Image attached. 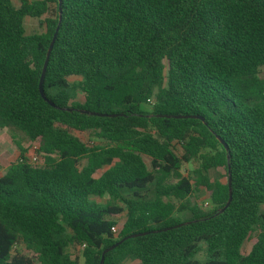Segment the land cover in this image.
Returning a JSON list of instances; mask_svg holds the SVG:
<instances>
[{
  "label": "trees",
  "instance_id": "16d2710c",
  "mask_svg": "<svg viewBox=\"0 0 264 264\" xmlns=\"http://www.w3.org/2000/svg\"><path fill=\"white\" fill-rule=\"evenodd\" d=\"M16 1L0 0V129L20 155L0 175V264H99L153 231L103 264H264V0H60L54 107L38 83L58 0Z\"/></svg>",
  "mask_w": 264,
  "mask_h": 264
},
{
  "label": "rangeland",
  "instance_id": "374dc122",
  "mask_svg": "<svg viewBox=\"0 0 264 264\" xmlns=\"http://www.w3.org/2000/svg\"><path fill=\"white\" fill-rule=\"evenodd\" d=\"M13 4L17 7L18 3L16 0H13ZM48 17V15H45L41 17L40 19H32V18H26L24 20V29L27 35L31 34H41L44 32L45 27L43 25V20ZM260 77L264 79V69L261 70ZM79 97V96H78ZM73 135L78 137L80 141H82L87 146H94V145H105V143L99 139H97L93 133L91 132H85V133H78L73 132ZM27 148V153L25 154V158L28 159L35 153V146L34 145H25ZM37 155V154H36ZM20 157L19 152L17 148L12 143L10 137L5 132V130L0 129V175L3 174L6 169L9 167V165L16 160H18ZM145 163L147 166H149V159L144 158ZM197 164L192 163L190 165H184L182 168V173L184 176L187 175L188 171L192 170L193 168H196ZM225 172L223 169H219V171L215 174H213V178H219L220 182L225 183L226 179L224 178ZM193 202H195L198 206H200L203 210L207 211L210 209L209 206V195L202 189H199V191L195 192L192 199ZM98 202L104 203V200H96ZM208 204V206L206 205ZM264 210V207L262 208ZM125 216H120L116 219V231L119 230L120 225L124 222ZM254 239V235L250 236V239L244 242L241 252L243 254H247L252 242ZM22 254L32 257V254L29 252L24 251L23 249L20 250ZM68 252H70L68 250ZM74 254H77V252L74 250ZM199 260H203V255H200L197 257ZM81 262V261H80ZM130 264H136V263H130Z\"/></svg>",
  "mask_w": 264,
  "mask_h": 264
},
{
  "label": "water",
  "instance_id": "95a60500",
  "mask_svg": "<svg viewBox=\"0 0 264 264\" xmlns=\"http://www.w3.org/2000/svg\"><path fill=\"white\" fill-rule=\"evenodd\" d=\"M58 3H59V7H58V13H59V19H58V25L52 35V38L50 40V43L48 45V48H47V52H46V55H45V60H44V63H43V66H42V70H41V75H40V79H39V83H38V92H39V95L41 97V99L46 102L49 106L51 107H54V104L52 102H50L46 97H45V94H44V90H43V82H44V77H45V72H46V67H47V63H48V60H49V57H50V54H51V51H52V48H53V45H54V42H55V39L57 37V33H58V27H59V24H60V21H61V8H60V0H58ZM70 111V110H68ZM81 114H84V115H87V116H93V117H107V118H114L116 116H122V115H106V114H97V113H91V112H86V111H79ZM160 117H163V118H166V119H170V118H173V119H199V120H203L202 117H198V116H169V115H165V116H160ZM218 141L220 142V144L223 146V148L225 150H227V146L225 145V143L223 142L222 139L218 138ZM228 159V157H227ZM231 182H230V173L228 172V191H229V194H228V200L225 204V206L220 209L217 213V215L223 213V211L225 209H227V207L229 206L230 202H231ZM189 223H185V224H182V225H187ZM179 227V226H178ZM171 228L167 229V230H170ZM167 230H163L164 232L167 231ZM161 231H153V232H147V233H142V234H136V235H131V236H127L123 239H121L120 241H118L117 243L113 244L112 246L106 248L102 254H101V258H100V262L99 264H103V261H104V256L105 254H107L108 252L114 250L115 248H117L119 245H121L123 242H125L126 240L128 239H134V238H137V237H141V236H145V235H148L149 233H153V234H157V233H160Z\"/></svg>",
  "mask_w": 264,
  "mask_h": 264
},
{
  "label": "built area",
  "instance_id": "2783aa9c",
  "mask_svg": "<svg viewBox=\"0 0 264 264\" xmlns=\"http://www.w3.org/2000/svg\"><path fill=\"white\" fill-rule=\"evenodd\" d=\"M27 162L32 165H38L42 163V158L36 154L32 155L30 158L27 159ZM207 205V204H206ZM112 233L116 232V227L111 228Z\"/></svg>",
  "mask_w": 264,
  "mask_h": 264
}]
</instances>
